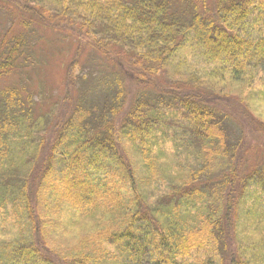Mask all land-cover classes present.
Returning a JSON list of instances; mask_svg holds the SVG:
<instances>
[{
    "label": "trees",
    "instance_id": "trees-1",
    "mask_svg": "<svg viewBox=\"0 0 264 264\" xmlns=\"http://www.w3.org/2000/svg\"><path fill=\"white\" fill-rule=\"evenodd\" d=\"M0 12L14 29L0 42L9 51L0 77L21 61L28 36L41 40L39 30L77 52L63 64L47 138L33 122L32 94L13 89L1 102L0 264H264V252L237 241L246 193L264 220V159L249 170L240 122L263 155L264 124L246 122L234 99L204 87L264 92V0H0ZM83 46L124 79L105 83L108 97L94 104L78 94ZM124 81L173 102L186 126L151 122ZM187 135L199 150L172 159L175 137ZM156 137L170 138L164 156L151 146ZM160 191L163 203L151 204L149 193Z\"/></svg>",
    "mask_w": 264,
    "mask_h": 264
},
{
    "label": "rangeland",
    "instance_id": "rangeland-1",
    "mask_svg": "<svg viewBox=\"0 0 264 264\" xmlns=\"http://www.w3.org/2000/svg\"><path fill=\"white\" fill-rule=\"evenodd\" d=\"M8 30H10V34H14V29L11 26L10 20L8 21L7 15L0 12V42L4 36L7 39L10 38V40H12L8 35ZM38 34L41 40L34 42L33 44L30 43L31 36L27 37L26 41L29 43L20 51L19 58L21 61L16 63L19 66L16 67V65L9 68V73L0 77V107L2 101H10L8 98L11 97L13 89L14 91L19 90L17 95L18 98L25 95V93L32 94L35 103L32 105V113L35 115L33 122H35V127H40L39 130L37 129V132L38 135L42 136L41 138L44 139L45 137L47 138V134L51 129L49 124L52 116H47L54 104L55 96L59 94L61 97V92H63L64 89L63 85L61 89L63 64L67 59L71 58L69 60L71 61L72 56L76 57L77 52L75 51L76 46L69 41H64L62 43L59 42L57 40L58 36L54 32L39 30ZM8 56L9 51L0 46V63H2ZM78 59L79 66L77 73L82 77L78 82V94L80 93L82 97L87 96L88 100L93 104L95 103L94 99L95 101H98L102 96H104V98L108 97L106 96L108 93L105 83H112L115 78L120 76L114 65L101 60L95 53L89 50V47L86 48L84 46L81 48ZM20 62H22V64ZM120 78L123 79L121 76ZM205 84H208L204 85L207 89H204L206 92L213 94H216L215 92H221L220 94L225 96L229 95V98L234 99L230 104L234 106L235 114H244L246 122H260L264 124V92L255 91L245 95L244 92L241 93L240 90L242 85L237 82L215 83L207 81ZM124 85L126 90H128L129 95L133 98L140 95L147 102V106L143 107L142 111L151 122L154 118H156V121L157 118H161L163 120L160 122L167 123L173 127L178 128L186 126L187 121L184 114L179 112L176 105L163 95L156 94V91L148 87H138V85L130 84L126 81H124ZM18 100L20 101L22 98ZM235 104H240L241 106ZM13 106L14 109H20V106L14 104ZM17 113L20 112L17 111ZM240 123L247 132L249 138L247 143L249 144L250 150L247 154V158L251 160L249 170L252 171L254 170L253 166L260 164L261 159H264V155L258 149L254 152L255 150L252 148V146L257 144L253 142L255 138L250 135L254 133V130L250 129V125H244L242 122ZM1 135L2 134L0 133V137ZM38 135L36 138L39 137ZM169 141L170 138L167 137H156L154 141H151V146L154 149L159 146L158 151L160 149L162 156H164L162 149L165 146L164 144ZM248 148L245 150V154L248 151ZM173 149V154L170 155L172 159H185L186 157H193V154L199 150V147L194 144L192 137L187 135L183 138L181 136L180 138L175 137ZM169 160L168 155V157L165 158V163H168ZM198 170L199 168H196V171ZM194 172V168H191L190 173L193 174ZM213 172L221 175V170H214ZM207 176L213 177L216 175L208 174ZM177 187L178 179L172 178L168 184V188H170L171 192H174L178 189ZM203 190L204 193L199 195L198 202H202L203 199L208 196L204 188ZM165 194L166 191L150 192L149 197L151 198V204L159 205L160 202L163 203ZM250 195L252 194L250 193ZM250 195L246 193L248 198L245 201L244 208L243 206L239 207L237 223L240 224L237 228L239 232L237 234V241L239 242L238 246L241 245L245 250L250 247V252L258 254L264 252L262 251L264 248V220H261L260 217L252 212L251 206L253 201ZM77 232L73 233L72 236ZM254 233L262 235V240L261 238H257ZM145 261L146 259L143 258L142 260L134 261L133 264H148Z\"/></svg>",
    "mask_w": 264,
    "mask_h": 264
}]
</instances>
